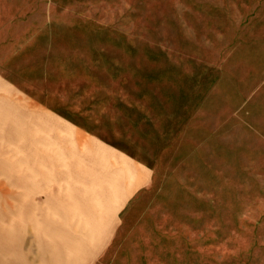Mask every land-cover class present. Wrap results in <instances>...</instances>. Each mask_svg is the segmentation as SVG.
<instances>
[{
  "label": "rangeland",
  "instance_id": "374dc122",
  "mask_svg": "<svg viewBox=\"0 0 264 264\" xmlns=\"http://www.w3.org/2000/svg\"><path fill=\"white\" fill-rule=\"evenodd\" d=\"M0 264H264V0H0Z\"/></svg>",
  "mask_w": 264,
  "mask_h": 264
},
{
  "label": "bare ground",
  "instance_id": "6f19581e",
  "mask_svg": "<svg viewBox=\"0 0 264 264\" xmlns=\"http://www.w3.org/2000/svg\"><path fill=\"white\" fill-rule=\"evenodd\" d=\"M110 196H112L111 197V202H112L113 205L116 204V203H119V201L122 199L121 194L119 192L112 191L110 193ZM41 212H42V210H41ZM112 214H113V211L111 212L110 215H112Z\"/></svg>",
  "mask_w": 264,
  "mask_h": 264
}]
</instances>
